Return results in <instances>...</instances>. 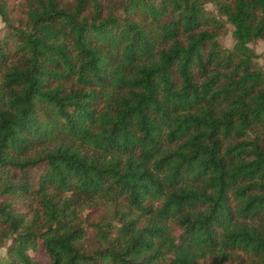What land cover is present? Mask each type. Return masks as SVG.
<instances>
[{"label":"trees","instance_id":"16d2710c","mask_svg":"<svg viewBox=\"0 0 264 264\" xmlns=\"http://www.w3.org/2000/svg\"><path fill=\"white\" fill-rule=\"evenodd\" d=\"M208 1L0 0V264H264V0Z\"/></svg>","mask_w":264,"mask_h":264},{"label":"rangeland","instance_id":"374dc122","mask_svg":"<svg viewBox=\"0 0 264 264\" xmlns=\"http://www.w3.org/2000/svg\"><path fill=\"white\" fill-rule=\"evenodd\" d=\"M9 3H12L14 8L11 10L10 16L13 19H19L24 20L23 11L18 8V5L20 3H26L27 0H4ZM204 8L206 10L207 15H213L216 16L217 19H220L222 21L221 27L213 28L216 32H218L217 40L222 48L226 49H232L234 45V39L231 35V32L233 30V27L225 22L224 17L220 16V14L217 11L216 6L214 3L210 0L207 3H205ZM119 12V11H118ZM6 27L4 26L3 21L0 18V38L5 35L6 33ZM249 46L255 51L257 54L256 61L258 64L264 68V41L261 39L253 40L249 43ZM2 199L0 198V202ZM90 212V210H85V213ZM100 214V210H95V212L91 213V216ZM1 230V229H0ZM1 232V231H0ZM91 236V233L88 234L87 238ZM11 240L4 238L2 234H0V258L5 257L6 249L8 245L10 244ZM89 246H92V242L90 240L87 241ZM29 254L31 258L38 262V264H49V257L45 250L42 247L41 241L37 242V248L35 250H29Z\"/></svg>","mask_w":264,"mask_h":264}]
</instances>
